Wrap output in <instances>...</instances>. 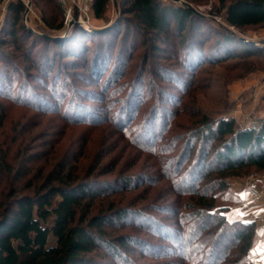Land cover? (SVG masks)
I'll return each instance as SVG.
<instances>
[{
    "label": "trees",
    "instance_id": "1",
    "mask_svg": "<svg viewBox=\"0 0 264 264\" xmlns=\"http://www.w3.org/2000/svg\"><path fill=\"white\" fill-rule=\"evenodd\" d=\"M40 1L47 2L55 11L53 17L43 12L41 19L45 26L50 30L62 29L63 17L54 0ZM109 3L110 0H92L95 19L105 15ZM113 3L119 17L112 28L101 33L75 30L63 38H48L27 27L22 21L25 12L22 0L7 4L0 26V128L7 114V104L2 98L43 110L52 105L45 93L49 90L53 93L51 98L60 95L63 100L68 99V109L62 117L69 125L90 122L98 128L110 122L118 133H123L138 110L134 99L127 97L120 106L114 103L105 116L99 113L104 110L102 105L91 106L85 100L93 98L101 104L104 94L114 89L129 60L132 45L128 40L132 37L140 39L145 46L139 79L147 70L159 81L169 80L173 84L179 82L173 77L180 71L192 77L198 69L227 59L264 56L262 42L250 44L230 30L264 27V0H216L210 16L201 12L196 15L184 5H168L160 0H114ZM218 15L224 24L213 17ZM51 44L57 49H50ZM166 47L175 53V68L147 58V55L152 58L165 52ZM59 56L68 58L71 67L79 62L82 71L77 75L82 82L99 86L98 90L78 89L74 81L69 84L73 87L69 93L65 91L67 84L60 89L62 74L54 70L55 58ZM139 79L134 81L133 92L138 88ZM36 82L43 87L41 91L33 87ZM184 84L179 83L178 92L184 93L188 86ZM111 110L114 113L108 117ZM160 116V113L150 114L147 118L139 136L143 144L160 140L165 127L162 121L160 125ZM192 118V122L181 127L185 143L174 165L175 176L194 154L193 159L172 190L184 198L177 214L180 209L188 213L181 215L182 227L172 233L170 240L178 245L180 255L177 256L183 262L187 260L184 256L187 250L193 255L206 250L204 264H219L231 252H235L233 256L240 262L245 261L252 245L253 224L227 219L228 207L216 205L215 192L227 188L228 178L242 170L264 172V121L238 128L233 117L211 118L200 109H196ZM17 141L13 137L9 143H0V187H3L0 191V264H108L103 261L105 256L126 260L129 244L139 241L129 234L113 236L111 232L119 229L118 221L131 214L138 218L146 215L114 199L107 205L103 201L135 190L136 177L127 174L101 179L100 175L114 170L99 167L102 158H97L85 172L81 163L76 164L80 155L54 157L56 151L51 144L50 149L42 151L46 141L39 152L28 153L26 139H22L12 154L11 145ZM141 146L146 152H152L151 147ZM156 165L160 170L166 169L165 165Z\"/></svg>",
    "mask_w": 264,
    "mask_h": 264
},
{
    "label": "rangeland",
    "instance_id": "2",
    "mask_svg": "<svg viewBox=\"0 0 264 264\" xmlns=\"http://www.w3.org/2000/svg\"><path fill=\"white\" fill-rule=\"evenodd\" d=\"M10 1L15 0H1L0 26L4 20L7 4ZM22 1L25 5V12L22 15L23 23L34 32L48 38H63L67 33L82 29L95 32V29L113 25L119 17L114 7V0H110L105 15L100 19H95L92 14V0H54L61 17H63L64 27L60 30H50L41 19L43 12L50 17L55 15V11L50 4L40 0ZM160 1L173 6H180L185 3L207 16H210V11L216 8V0ZM213 17L218 22L225 23L220 15ZM71 20L73 23L69 25L68 23ZM230 30L238 37H245L254 42H262L264 45V27L261 25L243 29L230 28ZM128 43L132 45L130 57L125 63L122 74L117 78L118 81L114 89L108 90L104 94V100L101 104L92 100L93 98L85 100L91 106L102 105L105 111L102 110L99 113L101 116H105L106 110L108 111L114 103L122 104L121 102L126 100L127 97L134 99L138 103V110L135 113L134 120L123 133H118L111 127L110 122L103 123L98 128L90 122H81L74 126L69 125L62 117L68 109V99L63 100L60 95L51 98L53 93L45 90L47 98L52 104L50 108H54V111H51L50 108L43 110L28 108L23 105H16L10 98H2L7 104V114L0 128V143H9L11 138L17 137L18 141L16 144H12L10 149V153L14 154L18 143L22 139H26L24 143L28 148V153L39 152L40 146L46 141L47 145L42 148V151L46 152L51 144L53 145V151H56L53 154L54 157L68 156L72 158L80 155L76 164L81 163L80 165L84 166L85 172L96 163L97 158H102L99 167L107 166V168H113L114 170L108 174L100 175L101 179H114L116 175L127 174L136 177L135 182L138 186L135 190L124 194H115L108 198L106 202L103 201L107 205V203H110L109 200L114 199L122 206L132 209V211H142L146 215L138 218L137 215L131 214L118 221L119 229H113L111 235L129 234L139 242L129 244V251L125 253L126 260L124 258V260H116L105 256L103 261L108 264H127L125 261H128L129 264H204L206 250H199L194 255L193 252L187 250L184 252L187 260L183 262L182 258L177 256L180 255V253L178 254V245L170 240L172 233L174 235V231L182 227L181 215L188 213L179 208V214H177V207L180 206V203L183 204L184 198L173 194L172 190L184 169L190 165L194 155L183 165L181 173L179 172L175 176L174 165L176 159L182 153L185 143L183 140L185 132L181 127L192 122L196 109H200L211 118L232 117V114H236L235 119H233L238 128H244L248 123V117L252 119L255 114L261 113L260 111H262L260 115L264 116V89L260 90L259 97L256 98V106L252 111L248 108L251 101L250 103L248 101V105L246 104L247 101L244 102L246 94L239 96L238 99L244 108V114L248 115L242 121H239V115L236 112L234 113L235 102L229 100V87L231 84L235 82L244 83L257 73H264V56L227 59L221 64L207 65L204 66L206 68H203V70L198 69L192 77L180 71L173 77L179 82L173 84L169 80L159 81L158 78L154 77V74L149 73L147 70L139 79V69L145 56V46L141 44V40L137 37H132L128 40ZM54 47V44L49 46L50 49H57ZM174 54V51L166 47L165 52H161L158 56L152 58L147 55V58L150 62L155 60L167 67L175 68L177 63L173 58ZM69 61L68 58L61 56L55 58L56 66L54 70H59L62 74L59 88L64 89L63 85L67 84L65 91L69 93L73 88L69 84L74 81L78 89L98 90L99 86L84 83L77 75L82 71L81 64L77 62L74 67H71ZM147 67H149L148 63L146 64ZM71 73H75V76H72ZM135 79H139L138 88H135L136 91L133 92L132 87L136 86L134 85ZM181 81L185 82L183 86L188 85L184 93L178 92ZM261 81H264V76ZM15 85L14 83L13 86ZM34 85L33 87L38 91L43 89L38 82ZM159 91L162 93L160 96L157 94ZM113 113L114 111L111 110L108 117H111ZM159 113L161 115L159 118L161 119L160 125L162 122L165 125L160 140L154 144H143L139 140V136L143 131L144 123L148 120L150 114L153 116ZM253 119L256 123L264 121L259 117ZM141 145L151 147L152 152H146ZM196 147L197 141L195 142V150ZM82 152H85V154ZM170 159L172 161L168 163ZM155 164L165 165L166 169L160 170L157 165L154 166ZM255 176H264V172L259 173L253 169L250 171L245 169L239 174L229 177L228 187L215 192L217 196L216 205L231 207L232 203L229 200L232 196L231 189L235 181H247ZM2 189L3 187H0V191ZM227 212H225V215H227ZM262 215L264 216V212ZM251 223L253 224V239L245 261L240 262L233 256L235 252H231L232 255H229L219 264H256L254 255L264 249V236H259L255 222L251 221Z\"/></svg>",
    "mask_w": 264,
    "mask_h": 264
},
{
    "label": "crops",
    "instance_id": "3",
    "mask_svg": "<svg viewBox=\"0 0 264 264\" xmlns=\"http://www.w3.org/2000/svg\"><path fill=\"white\" fill-rule=\"evenodd\" d=\"M263 76L264 73H257V75L249 78V80H246L244 83L235 82L230 85L229 100L230 102H235L234 113L236 112L239 115V121H242L245 119V116H248L244 114V108L238 99L239 96L246 94L244 102L247 101L246 104L248 105V101L249 103L251 101V105H248V108L252 111L256 106L255 102L256 98L259 97L258 94H260V90L264 89V81H261ZM260 112L262 113V111ZM261 113L255 114L252 119L248 117V125L246 124L245 127L256 124L253 118L259 117L264 119V116L260 115ZM235 115L236 114H232L231 116L235 119ZM231 190L232 196L229 201L232 204L231 207L228 206L230 208H228L227 218H229V220L253 221L256 224L257 234H259V236H264V216L262 215L264 212V176H255L247 181H235ZM254 260L256 264H264V249L258 251V253L254 255Z\"/></svg>",
    "mask_w": 264,
    "mask_h": 264
},
{
    "label": "water",
    "instance_id": "4",
    "mask_svg": "<svg viewBox=\"0 0 264 264\" xmlns=\"http://www.w3.org/2000/svg\"><path fill=\"white\" fill-rule=\"evenodd\" d=\"M181 2V1H180ZM183 3V2H182ZM184 4V6H186V7H188L193 13H195L196 15H201V13L200 12H198V11H196L195 9H193L192 7H190L189 5H187V4H185V3H183ZM73 23V21L71 20V21H69V25L70 24H72ZM112 26L113 25H109V26H107V27H104V28H101V29H95L94 31L95 32H97V33H101V32H105V31H107V30H109L110 28H112ZM46 37V36H45ZM241 40L242 41H245V42H248V43H250V44H254L255 42L254 41H252V40H250V39H247V38H245V37H241Z\"/></svg>",
    "mask_w": 264,
    "mask_h": 264
}]
</instances>
